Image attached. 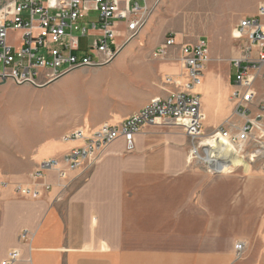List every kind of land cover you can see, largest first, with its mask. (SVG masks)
Segmentation results:
<instances>
[{
	"label": "crops",
	"instance_id": "crops-1",
	"mask_svg": "<svg viewBox=\"0 0 264 264\" xmlns=\"http://www.w3.org/2000/svg\"><path fill=\"white\" fill-rule=\"evenodd\" d=\"M261 1L255 0L256 12ZM243 16L232 24L230 32ZM141 34L146 35L143 31ZM177 41L184 43L178 36ZM227 58L230 61L232 54ZM153 59L159 63H141L150 65L148 73L158 66L164 76L163 95L183 89L164 84L167 75L179 76L182 82L187 79L179 46L167 58ZM225 87L227 96L232 94L230 80ZM1 89L8 93L12 88L6 83ZM148 102L139 106L110 103L104 108L105 114L93 120L86 118L85 123L75 122L60 135L36 139L17 136L15 140L9 136L3 140L0 132V264L15 248L22 253L15 264H264V224L251 226V250L242 262H235L233 244L241 238L242 229H231L228 236L224 233L241 220L228 218L222 209L219 185L223 179L200 176L191 164H185L184 149L173 161L168 151H158L157 134L162 124L146 126L136 136L133 153H127L124 140L119 139L87 168L62 166L66 178L49 170L45 182L51 184V190L37 199L22 197L16 190L18 185L32 184L31 173L36 166L18 177L2 166L37 164L45 158L62 156L81 143L64 140L66 133L120 123ZM232 103L218 125L233 116ZM204 115L206 118V112ZM254 215L258 217L262 212L255 208ZM195 217L197 222L192 219ZM23 229L34 232L29 244L19 240Z\"/></svg>",
	"mask_w": 264,
	"mask_h": 264
},
{
	"label": "built area",
	"instance_id": "built-area-1",
	"mask_svg": "<svg viewBox=\"0 0 264 264\" xmlns=\"http://www.w3.org/2000/svg\"><path fill=\"white\" fill-rule=\"evenodd\" d=\"M161 0H5L0 1V90L6 83L17 86L44 87L56 79L81 68H96L111 64L127 45L139 37ZM96 13V14H95ZM95 14V15H93ZM121 24L123 27H121ZM93 37L92 41L89 38ZM239 41V52L232 59L236 70L231 99L234 117L241 124L227 120L217 130L204 131L205 115L201 94L195 91L205 76L211 59L210 43L199 39L195 43H179L171 32L152 52L155 59L167 58L179 46L187 79L167 75L165 85L183 87L157 95L141 109L117 124L104 123L95 130L78 128L66 133V141H80L62 158L41 160L31 173V185H18L20 195L37 199L51 184L45 182L49 170L60 178L67 174L62 166L75 170L96 163L102 152L123 139L127 153L136 150V136L158 121L180 127L192 141L189 160L203 161L213 174L232 172L224 163V153L211 155L205 139L217 142L222 134L229 140L240 160L254 163L264 158V102L259 99L255 83L264 69V0L252 16L243 17L232 30ZM264 78V74H263ZM221 139V138H220ZM216 147V146H215ZM202 152L205 154L202 156ZM207 158V160L205 159ZM34 232L23 229L21 243L29 244ZM245 242L235 250L242 254ZM21 250H11L2 264H15Z\"/></svg>",
	"mask_w": 264,
	"mask_h": 264
},
{
	"label": "rangeland",
	"instance_id": "rangeland-1",
	"mask_svg": "<svg viewBox=\"0 0 264 264\" xmlns=\"http://www.w3.org/2000/svg\"><path fill=\"white\" fill-rule=\"evenodd\" d=\"M255 13V0H161L155 9L154 17L150 18L143 30L145 37L140 34L132 40L111 64L75 70L59 81L56 79V82L41 88L30 85L17 86L9 82L12 89L8 93L1 92V89L0 132L3 134V140H8L9 136L15 140L21 136L36 139L50 134L60 135L75 122L85 123L86 118L93 120L105 114L104 108L110 103V106L117 102H122L124 106H139L154 96L163 95L166 92L161 87L164 76L160 69L154 66V70L148 73L152 68L141 62L153 65L159 63L151 54L171 32L176 33L186 43H195L201 38L210 43L211 59L201 82L202 84L204 81L205 84L200 90L197 88L200 84L195 87V91L201 94L203 111L207 115L204 121L205 133L217 130L223 124L227 125L229 119L241 124L243 119L231 116L218 125L224 110L230 105L225 84L230 80L233 85L235 81L236 70L231 62L239 52V41L232 37L230 27L241 16H252ZM92 40L93 37H90L89 41ZM229 53L233 57L230 61L227 58ZM135 59L137 61H134ZM208 72H212L214 78L221 81V88L215 90L211 87L213 80L209 79ZM263 74L264 69L257 78L255 88L259 99L264 102ZM114 93L120 94L115 97ZM162 125L157 134L160 140V145L156 147L158 151H168L170 160L173 161L181 156L179 151L184 149L185 164H191L190 166L200 172V176L223 179L219 185L223 194L222 209L226 211L228 218L236 217L237 221L241 220L240 224L230 227L224 235L228 236L232 234L231 229L238 230L241 227V238L238 237L233 246L238 242L246 243L242 254H238L234 249L235 262H242L251 250V237L254 235L251 226L264 224V158L254 163H248L247 159L242 158L241 165L236 166L232 172L212 175L202 160L196 162L188 159L192 141L186 138L183 130L172 124ZM204 142L209 146L207 139ZM213 149L214 154L221 152L225 157L223 146L216 143ZM64 155L56 157L62 158ZM201 155L205 154L202 152ZM37 164L2 166L4 170L18 177L31 171ZM255 208H258L262 215L253 216ZM192 219L195 222L198 220L197 217Z\"/></svg>",
	"mask_w": 264,
	"mask_h": 264
},
{
	"label": "bare ground",
	"instance_id": "bare-ground-1",
	"mask_svg": "<svg viewBox=\"0 0 264 264\" xmlns=\"http://www.w3.org/2000/svg\"><path fill=\"white\" fill-rule=\"evenodd\" d=\"M210 77V80H213V85H211V87H214L215 88V90H217V89H219V88H221L222 87V83H221V81L220 80H218V79H216V78H214V74H212V75H210L209 76ZM204 79V78H203ZM202 79V80H203ZM202 80H201V82H202ZM201 82L198 84L199 85V87H197L198 85H196V87L197 88H199V90L200 89H202L203 88V86H204V84H205V82H203L202 84H201ZM206 82H208V81H206ZM229 100H230V102H233L232 101V99H231V94L229 93ZM205 121V120H204ZM163 122H161V121H158V123L157 124H155V125H158V124H162ZM218 140H217V142L216 143H218L219 144V146L221 145V146H223L224 147V152H225V158H229L230 160H227L225 163H224V167H226V169H228V168H230L229 170H231L232 168L234 169L236 166H238V165H233V164H238V162H235L236 160H238V159H240V158H238V156L235 154V151H234V148L231 146V145H229L230 143H229V141H227L223 136H222V134H220L218 137ZM221 138V139H220ZM221 141V142H220ZM207 143L209 144V146L211 145V146H216V143H214V142H212V141H208V139H207ZM214 147H212L211 149H209L208 151H209V159L211 158V155H215L214 153H215V151H214ZM218 148V147H217ZM221 153V152H220ZM188 159H190L189 157H188ZM206 160H207V158H206ZM234 160V162L232 163V161ZM240 162H242V161H239V164H240ZM241 165V164H240Z\"/></svg>",
	"mask_w": 264,
	"mask_h": 264
}]
</instances>
